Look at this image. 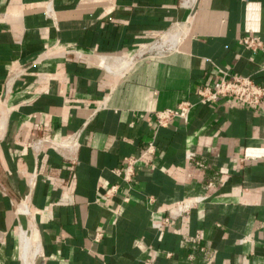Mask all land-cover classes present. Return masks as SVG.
I'll list each match as a JSON object with an SVG mask.
<instances>
[{"label": "crops", "instance_id": "0c3cea01", "mask_svg": "<svg viewBox=\"0 0 264 264\" xmlns=\"http://www.w3.org/2000/svg\"><path fill=\"white\" fill-rule=\"evenodd\" d=\"M246 35L264 0H0V264H264V104L196 95L264 84Z\"/></svg>", "mask_w": 264, "mask_h": 264}, {"label": "built area", "instance_id": "2783aa9c", "mask_svg": "<svg viewBox=\"0 0 264 264\" xmlns=\"http://www.w3.org/2000/svg\"><path fill=\"white\" fill-rule=\"evenodd\" d=\"M239 44L246 50L258 51L263 50L264 43L259 36H243L239 39ZM162 51L170 49V46H161ZM130 62V60H129ZM221 77L214 82L212 86H200L196 90V95L199 102H215L218 99L230 98L246 107H258L264 104V84L257 85L249 77H235L229 76L225 71L220 70ZM193 105L188 101L180 102L176 108L167 109L155 113V119L157 125H164L174 119L182 120L187 122L189 113ZM50 140L41 138L35 140L31 145L36 148H40L45 142L48 143ZM52 143V142H51ZM54 147L61 152L63 156L69 161L73 160L72 150L76 148V142L74 139L65 141L64 144L54 143ZM155 147L152 143L148 144L144 151V154H153ZM187 160H192L194 154H186ZM142 157H126L123 160L124 168L122 170H116L115 173L122 177L124 181L130 182L135 172V166L141 162ZM117 186H112L107 190L106 194L111 195L116 191ZM204 198H198L195 202H179L176 204L177 213L188 211L194 206L195 203L203 201ZM28 213L27 209L24 210ZM175 215V216H176ZM171 217L166 218L162 223L154 224L153 226L157 229L167 225Z\"/></svg>", "mask_w": 264, "mask_h": 264}, {"label": "bare ground", "instance_id": "6f19581e", "mask_svg": "<svg viewBox=\"0 0 264 264\" xmlns=\"http://www.w3.org/2000/svg\"><path fill=\"white\" fill-rule=\"evenodd\" d=\"M77 57H81V54L80 53H77ZM27 264V263H26Z\"/></svg>", "mask_w": 264, "mask_h": 264}, {"label": "rangeland", "instance_id": "374dc122", "mask_svg": "<svg viewBox=\"0 0 264 264\" xmlns=\"http://www.w3.org/2000/svg\"><path fill=\"white\" fill-rule=\"evenodd\" d=\"M165 45V44H164Z\"/></svg>", "mask_w": 264, "mask_h": 264}]
</instances>
